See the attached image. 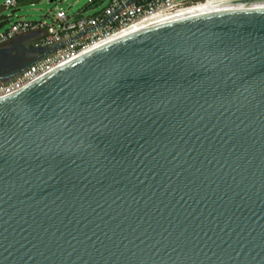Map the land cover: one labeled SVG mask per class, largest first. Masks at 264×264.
<instances>
[{"label": "water", "instance_id": "95a60500", "mask_svg": "<svg viewBox=\"0 0 264 264\" xmlns=\"http://www.w3.org/2000/svg\"><path fill=\"white\" fill-rule=\"evenodd\" d=\"M241 1L152 18L0 97V264H264V0ZM28 49L0 81L51 51Z\"/></svg>", "mask_w": 264, "mask_h": 264}, {"label": "built area", "instance_id": "2783aa9c", "mask_svg": "<svg viewBox=\"0 0 264 264\" xmlns=\"http://www.w3.org/2000/svg\"><path fill=\"white\" fill-rule=\"evenodd\" d=\"M25 1L4 0L3 6L17 9ZM217 1L223 0H86L85 6L73 14L55 6L46 14L49 21L17 18L9 26L0 28V46L18 35H31L32 46L51 48V51L13 78L0 81V97L24 87L51 68L117 33L171 11Z\"/></svg>", "mask_w": 264, "mask_h": 264}, {"label": "rangeland", "instance_id": "374dc122", "mask_svg": "<svg viewBox=\"0 0 264 264\" xmlns=\"http://www.w3.org/2000/svg\"><path fill=\"white\" fill-rule=\"evenodd\" d=\"M3 2L4 0H0V12L9 15L11 9L4 8ZM85 3L86 0H57L53 3L48 0H27L18 5L17 9L19 10L15 12L13 17L9 18L8 22L2 28L9 26L12 21L20 17L32 21H49L46 14L50 9L55 8V6L63 7L69 14H73L77 9L84 7Z\"/></svg>", "mask_w": 264, "mask_h": 264}, {"label": "crops", "instance_id": "0c3cea01", "mask_svg": "<svg viewBox=\"0 0 264 264\" xmlns=\"http://www.w3.org/2000/svg\"><path fill=\"white\" fill-rule=\"evenodd\" d=\"M31 35H18L6 44L0 46V70H3L4 63L7 62L13 55L27 52L29 54V44ZM36 56L35 53H30Z\"/></svg>", "mask_w": 264, "mask_h": 264}, {"label": "bare ground", "instance_id": "6f19581e", "mask_svg": "<svg viewBox=\"0 0 264 264\" xmlns=\"http://www.w3.org/2000/svg\"><path fill=\"white\" fill-rule=\"evenodd\" d=\"M241 2H243V1H241V0H223V1H217V2H208V3L202 4V5L196 6V7H200V6H222V5H228V4H237V3H241Z\"/></svg>", "mask_w": 264, "mask_h": 264}, {"label": "flooded vegetation", "instance_id": "af4514ba", "mask_svg": "<svg viewBox=\"0 0 264 264\" xmlns=\"http://www.w3.org/2000/svg\"><path fill=\"white\" fill-rule=\"evenodd\" d=\"M28 44L31 45L30 41H28ZM23 62H24L23 60L19 61L17 66H21L23 64Z\"/></svg>", "mask_w": 264, "mask_h": 264}]
</instances>
